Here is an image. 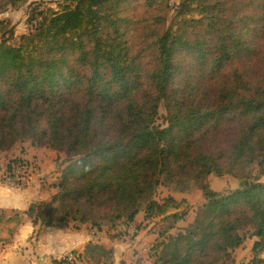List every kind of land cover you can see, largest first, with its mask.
<instances>
[{"label": "trees", "instance_id": "1", "mask_svg": "<svg viewBox=\"0 0 264 264\" xmlns=\"http://www.w3.org/2000/svg\"><path fill=\"white\" fill-rule=\"evenodd\" d=\"M25 3L0 0V14ZM43 9H31L18 46L0 41V151L25 138L67 159L50 204L24 212L32 224L71 221L111 239L133 227V241L141 213L157 234L155 264H234L247 239L246 264H264V0H66ZM7 27L1 20L0 33ZM212 175L242 187L214 191ZM186 181L201 192L197 208L155 197L160 188L189 193L179 188ZM15 221L19 214L0 212V244ZM113 261L112 248L89 242L74 260L51 264Z\"/></svg>", "mask_w": 264, "mask_h": 264}, {"label": "crops", "instance_id": "2", "mask_svg": "<svg viewBox=\"0 0 264 264\" xmlns=\"http://www.w3.org/2000/svg\"><path fill=\"white\" fill-rule=\"evenodd\" d=\"M19 157L33 162L39 170H37L38 173L35 176L30 177L29 181L31 183H28V186L24 189H13L0 183V212L7 218L19 214L21 222L20 224L14 222L15 229L10 242L0 244V263L14 264L21 258L19 254H22L23 246L30 239L32 244L36 246L30 264L32 262L33 264H51L54 260H59L68 253L81 254L89 242L112 248L114 253L113 264H155V258L152 256L150 249L157 234L150 231L151 225L143 221L141 213L137 215L136 221L141 224L142 228L133 241L129 239L136 232L133 227L121 231L123 235L119 239H111L110 233L105 230L98 231L88 226L76 228L71 221L60 227L40 229V226H34L24 212L37 202L50 204L52 195L57 191L54 186L58 183V178L66 164V157L63 153L54 149L33 147L31 144L26 152L19 155ZM28 158L35 159L31 161ZM180 198H187L191 201L190 198L184 196L176 199ZM193 214V212H190L185 220L176 224V227L183 228L189 224L193 220ZM132 230L134 232H131ZM112 234H117V232ZM39 236L41 237L40 247L37 246ZM44 237L47 241L43 243L42 239ZM250 241L252 243V240ZM248 261L244 260L243 263L246 264ZM234 264H238V260H234Z\"/></svg>", "mask_w": 264, "mask_h": 264}, {"label": "rangeland", "instance_id": "3", "mask_svg": "<svg viewBox=\"0 0 264 264\" xmlns=\"http://www.w3.org/2000/svg\"><path fill=\"white\" fill-rule=\"evenodd\" d=\"M25 1L26 3L20 8L19 7L17 8L8 7L6 12H4L3 14H0V21L5 20L9 22V27H7L6 29L7 32L0 33V41L7 40L11 45L18 46L20 35L27 32V26H26L27 20H28L27 17L33 12V10L31 11L32 8H35L37 6L40 9L54 7L56 2H64L66 0H25ZM165 114H166L165 108L161 104L159 106V119L157 120V123L161 124L162 126L165 125L163 123V118ZM30 144L31 142L29 141V139L17 138L15 143L11 147L5 150H1L0 151V168L2 169V167H5L6 164L12 162L15 159H19L20 158L19 155H21L22 153H25L26 150L30 147ZM28 159H30L31 161H34L35 158H28ZM37 170L39 169H37L35 165H33L31 168L28 169L25 175L26 179L28 180L26 186H28V183H31L29 181L30 177L35 176L38 173ZM256 171H257V167L254 166V175L256 174ZM242 184H243L242 181L236 180L230 176H226V177L224 176L222 178H218L212 175L210 178V186L212 190L218 191L220 193H226V192L234 190L235 188L242 187ZM26 186H24L22 189L26 188ZM194 186L195 185H193V182L191 181H186V183L179 184V188H185V187L190 188L191 187V191H189V193H182L178 191H172V190L160 188L158 189L155 197L157 199H160L166 195H173L176 198H179L181 196L188 197L191 199V202L194 208H197L201 202L200 200L201 192L197 188H194ZM18 190H21V189H18ZM156 221L158 222L159 220H156ZM38 241L39 243L37 246L40 247L41 245L40 236L38 237ZM45 241H47V239L44 237V239H42V242L44 243ZM250 245H251V241L247 239L242 247L234 251L233 257H235L234 260H238V264H244L243 263L244 260H249L251 258L252 255H251ZM35 247L36 246H34L31 240L29 239L28 243H26V245L23 246L22 254L21 253L19 254L21 258L18 259L14 264H30L31 259L34 257ZM263 256L264 255H262L261 257ZM0 264H4V263H0Z\"/></svg>", "mask_w": 264, "mask_h": 264}, {"label": "built area", "instance_id": "4", "mask_svg": "<svg viewBox=\"0 0 264 264\" xmlns=\"http://www.w3.org/2000/svg\"><path fill=\"white\" fill-rule=\"evenodd\" d=\"M24 161L25 166L23 167L21 165H12V170H8L6 164L5 167H2V169L0 168V183L13 189H22L24 186H26L28 182L25 177L26 172L34 165V163L26 160ZM28 162L31 164H29ZM131 232H134V230H132ZM75 257L76 255H74L73 253H68L66 256L62 257V260L72 261L75 259Z\"/></svg>", "mask_w": 264, "mask_h": 264}]
</instances>
